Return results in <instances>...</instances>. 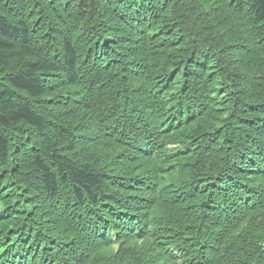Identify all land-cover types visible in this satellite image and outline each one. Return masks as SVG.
Returning <instances> with one entry per match:
<instances>
[{
    "label": "trees",
    "instance_id": "trees-1",
    "mask_svg": "<svg viewBox=\"0 0 264 264\" xmlns=\"http://www.w3.org/2000/svg\"><path fill=\"white\" fill-rule=\"evenodd\" d=\"M0 264H264V0H0Z\"/></svg>",
    "mask_w": 264,
    "mask_h": 264
},
{
    "label": "bare ground",
    "instance_id": "bare-ground-1",
    "mask_svg": "<svg viewBox=\"0 0 264 264\" xmlns=\"http://www.w3.org/2000/svg\"><path fill=\"white\" fill-rule=\"evenodd\" d=\"M28 3V2H27ZM44 5H45V3H44ZM47 7V6H46ZM26 9V8H25ZM46 16V15H45Z\"/></svg>",
    "mask_w": 264,
    "mask_h": 264
}]
</instances>
